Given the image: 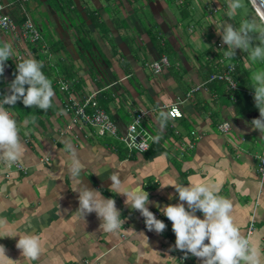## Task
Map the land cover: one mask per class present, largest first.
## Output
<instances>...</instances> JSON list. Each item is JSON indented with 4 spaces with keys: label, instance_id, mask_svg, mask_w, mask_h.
<instances>
[{
    "label": "crops",
    "instance_id": "obj_1",
    "mask_svg": "<svg viewBox=\"0 0 264 264\" xmlns=\"http://www.w3.org/2000/svg\"><path fill=\"white\" fill-rule=\"evenodd\" d=\"M217 1L203 2L212 14L201 8L208 19L217 14L213 17L215 33L220 23H229V2ZM0 2L16 23L31 18L43 36L42 42L33 45L0 28V43L8 42L13 48V57L5 62L0 76V100L10 94L21 54L23 59L31 56L43 62L42 71L52 81L55 93L47 111L26 107L22 99L13 106L5 105L18 122L34 119L35 123L20 127L25 151L18 162L24 169L9 168L0 159V244L8 257L4 264H181L185 253L174 250L172 222L161 209L180 202L169 184L192 181L215 186L220 195L232 201L235 223L246 238L255 219L250 247L257 250L259 264H264V186L257 173V155L264 149V137L253 129V118L249 117L259 113L253 106L252 83L240 75L238 58L231 60L237 66L238 89H230L223 81H208L213 67L207 57L219 58L227 45L217 52L215 47L202 49L205 29L199 35L190 34L192 29L186 28V23L204 17L191 15L189 2L145 0L140 4L144 16H135L133 8H140L134 0H101L96 5L82 2L81 13L72 0H64L80 16V37L68 27L59 0ZM122 12L126 18L120 16ZM220 13L224 18L218 16ZM184 32H188L186 40ZM207 32L213 33L211 29ZM217 40L223 42L221 37ZM164 54L171 64L155 74L149 63ZM242 54L246 70L251 69L250 56ZM93 56L106 62L98 61L99 71L92 65ZM262 64L260 70H264V61ZM60 79L69 81L70 91L61 88ZM198 84L203 87L189 95ZM70 92L76 97L95 94L120 133L126 132L136 113L148 110L143 127L154 136L151 148L130 151L112 136H101L91 126L73 123L72 112L67 110ZM173 104L183 112L182 117L169 116L167 107ZM223 122L231 124L230 132L219 129ZM193 131L199 137L195 147L189 148L196 136ZM65 142L74 145L84 164L81 181L67 170L72 156L65 150ZM111 175L121 180L119 189L111 187ZM85 186L115 200L124 221L116 232L100 230L101 220L95 212L83 217L78 190ZM135 188L148 192L149 211L162 212L167 222L162 233L148 230L141 212L125 204L126 196L117 193ZM196 215L203 218L202 212ZM17 232L39 236L42 251L36 261L21 255L16 247L19 236L10 237ZM186 258L202 264L190 253Z\"/></svg>",
    "mask_w": 264,
    "mask_h": 264
},
{
    "label": "clouds",
    "instance_id": "obj_2",
    "mask_svg": "<svg viewBox=\"0 0 264 264\" xmlns=\"http://www.w3.org/2000/svg\"><path fill=\"white\" fill-rule=\"evenodd\" d=\"M249 3L253 4L261 22L264 23V15H261L264 13V0H249ZM245 7V0H229V10L226 15L231 19L238 10ZM220 29L223 43L227 45L225 58L234 60L236 49H241L249 53L252 62L264 61V28H258L254 19L251 17L245 19L239 27H235L232 23L221 24ZM11 57H13L12 45L8 42L0 43V76L4 73L5 62ZM43 67V62L34 57L22 59L17 63L15 78L9 85L10 94L4 95L0 100V159L9 166L16 163L25 151L20 139V127L35 121L26 119L18 122L5 105L13 106L22 99L26 107L47 111L52 106L55 93L52 81L42 71ZM251 79L255 104L259 109V118L253 119L251 124L253 129H258L262 134L261 137H264V70L256 71ZM161 115L164 116L163 113ZM163 126L162 123L161 127ZM65 150L72 156L68 172L73 177H80L81 181L84 164L77 158L76 149L71 142H65ZM110 179L111 187L119 189L121 180L118 176L111 175ZM169 185L175 188L180 202L168 204L161 211L172 222V230L175 233L174 250L184 252L185 257L190 253L200 258L202 264H242V262L259 264L257 250L250 247L249 240L235 223L232 214L233 203L230 199L220 195L215 186L203 181ZM81 188L82 190H78V199L79 210L83 217L87 213L95 212L101 220L100 230L114 233L120 229L124 221L121 220V213L116 207L115 200L103 197L98 190L86 186ZM117 193L126 196L125 204L141 212L148 230L162 233L166 229L165 223L149 211L147 207L149 194L144 188ZM197 211L202 212V219L196 215ZM2 223L3 221L0 220V224ZM17 235L19 239L16 247L21 250V255L27 261H36L42 251L39 236L17 232L10 237ZM4 258L8 257L5 247L0 244V264H4Z\"/></svg>",
    "mask_w": 264,
    "mask_h": 264
},
{
    "label": "built area",
    "instance_id": "obj_3",
    "mask_svg": "<svg viewBox=\"0 0 264 264\" xmlns=\"http://www.w3.org/2000/svg\"><path fill=\"white\" fill-rule=\"evenodd\" d=\"M5 5L0 2V28L10 33L13 36L19 37L22 41L37 45L43 41V36L39 26L31 19L27 18L22 24L16 23L13 18L5 12ZM46 45L45 43H42ZM217 47L222 51L224 43L219 41ZM217 52V51H216ZM22 55V54H21ZM20 59H23L22 56ZM207 60H210V66L213 67V71L210 73L208 81H223L226 82L230 89H238V83L236 81L237 66L234 61L225 58L224 53L213 60V55L209 54ZM171 62L167 55H162L158 59L149 63L150 68L155 74H159L164 68L170 66ZM61 88L66 91L69 89V81L60 79L59 82ZM233 85H235L233 87ZM203 87V84H198L192 88L189 95L193 91ZM67 110L72 112V122L79 123L82 126H91L97 130V133L101 136H112L121 142L130 151L145 152L151 148L154 142V136L143 127V122L148 116V110H141L133 117L132 122L127 126L126 132L120 133L119 128L115 120L102 108H100L98 100L95 98V94L85 95L83 97H76L70 92L69 102ZM167 112L171 118H178L183 116V112L175 104L167 107ZM70 127V126H69ZM219 129L223 133L231 131L232 126L229 122H223L219 125ZM195 136L194 141L188 143L189 148H194L196 139L199 135L195 131L192 132ZM117 149V148H115ZM258 167L257 173L259 175L261 186H264V149L257 155ZM9 168L16 167L20 170L24 169L21 162H16L7 165ZM157 219L162 220L165 225L166 221L162 219V212L159 210L151 211ZM255 229V219L249 224L247 231V239L250 243V235ZM181 264H196L190 261L186 257H181Z\"/></svg>",
    "mask_w": 264,
    "mask_h": 264
},
{
    "label": "rangeland",
    "instance_id": "obj_4",
    "mask_svg": "<svg viewBox=\"0 0 264 264\" xmlns=\"http://www.w3.org/2000/svg\"><path fill=\"white\" fill-rule=\"evenodd\" d=\"M134 2H136V6H139V4H142L141 2H145V0H134ZM169 2H179V0H169ZM186 2H189L190 3L189 10L191 11V15H194L195 14V16H197V14L199 13L200 14V17H202V18L204 17L203 20H201L199 22L198 21L193 22L194 24L193 23L190 24V21H189V23H186V28H189L190 27L192 29V31H190L191 32L190 34H194V35L195 34H198L199 35L201 29L202 28L205 29V31L202 34V36L203 35H207V37H205L203 39L202 49L203 50H207L206 48H208V47H215V51H220L218 49V47H217V43H218V40L217 39L219 37H221V39H222V34L220 33L221 29L219 27L218 28V32L215 33V25H214V21H213V17H216L217 14H214L213 16L211 15L212 16L211 19H208L209 15H207V13H208V10L209 9L203 5V2H218V1L217 0H186ZM222 2H229V0H222ZM245 4H246V7L244 9L238 10L237 11V14L233 18H231V19L228 18V20H229L228 22L229 23H233V24L235 23V27H239L240 24L238 25L237 22L235 21V19H237L239 22H242L245 19H248L249 17H251L252 19L255 20L258 28H264L263 24H261L259 22V20L253 14L252 8L255 10L254 6L251 8V6L248 4L247 0H245ZM201 8L203 9V12L205 11L207 13H203L204 15H202ZM255 12L257 13L256 10H255ZM209 13L212 14L214 12H213V10L211 11V9H210L209 10ZM218 16L224 18V16H223L222 13H220ZM36 18L38 20H40V17L39 16H36ZM192 18H194V17H192ZM221 24H224V23H220V25ZM210 29L213 31V33L207 32ZM188 32H184V38H185V40L187 39L186 37L188 36ZM43 33H44L46 39L49 41L50 38H49V34L46 31V29H44ZM50 42H51V40H50ZM239 51L242 52V53H245V54H248L249 55V53L244 52L241 49H236V55H237V57L235 56L234 57V60L236 61V60L240 59V68H241V70H239V73H240V75H242L243 78L245 77V79L247 81H249L250 83L253 84V81H252L251 77H252V75L256 71H259L260 70V66L263 65L262 64L263 61H259L258 60L256 62H252L249 59L250 64H251L252 67H251V69L246 70L245 65H244L245 64V61H242V58H240V57H242L243 54L242 53L239 54ZM253 106L256 107V104H254Z\"/></svg>",
    "mask_w": 264,
    "mask_h": 264
},
{
    "label": "water",
    "instance_id": "obj_5",
    "mask_svg": "<svg viewBox=\"0 0 264 264\" xmlns=\"http://www.w3.org/2000/svg\"><path fill=\"white\" fill-rule=\"evenodd\" d=\"M59 2L61 3V5L63 7L62 13H63L64 19L66 20L68 27L73 31L74 35L80 37L81 35L79 34L80 33V27L79 26L81 23H80V16L77 13V11L81 13V9L79 8V6L82 5V2H92V4L96 5L95 2H101V0H72V2L75 3V7L77 8V11H73L72 9L74 8V6L70 7V5H68L66 2H64V0H59ZM141 3L145 4L144 2H141ZM139 8H140L139 11H137L133 8L135 16H144L145 13H144V10H142V8H143L142 5L139 4ZM114 14L117 16V14H119V13L117 11H114ZM121 15L123 16V18H126L124 16L123 12L120 14V16ZM91 59H92V65L98 71L100 70L98 61L106 63L102 59H100V60L96 59L94 56L91 57ZM249 117H251L253 119L259 118V113L255 112V113L251 114V116H249Z\"/></svg>",
    "mask_w": 264,
    "mask_h": 264
},
{
    "label": "bare ground",
    "instance_id": "obj_6",
    "mask_svg": "<svg viewBox=\"0 0 264 264\" xmlns=\"http://www.w3.org/2000/svg\"><path fill=\"white\" fill-rule=\"evenodd\" d=\"M261 15H264V13H261Z\"/></svg>",
    "mask_w": 264,
    "mask_h": 264
},
{
    "label": "trees",
    "instance_id": "obj_7",
    "mask_svg": "<svg viewBox=\"0 0 264 264\" xmlns=\"http://www.w3.org/2000/svg\"><path fill=\"white\" fill-rule=\"evenodd\" d=\"M247 2H249V0H247ZM34 51H35V49H34Z\"/></svg>",
    "mask_w": 264,
    "mask_h": 264
}]
</instances>
